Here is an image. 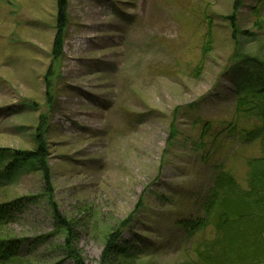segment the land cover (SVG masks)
<instances>
[{"label": "rangeland", "instance_id": "1", "mask_svg": "<svg viewBox=\"0 0 264 264\" xmlns=\"http://www.w3.org/2000/svg\"><path fill=\"white\" fill-rule=\"evenodd\" d=\"M58 29L57 0H0V175L36 155L0 177L12 264H202L217 217L184 221L264 156L236 89L264 86V0H67Z\"/></svg>", "mask_w": 264, "mask_h": 264}, {"label": "trees", "instance_id": "2", "mask_svg": "<svg viewBox=\"0 0 264 264\" xmlns=\"http://www.w3.org/2000/svg\"><path fill=\"white\" fill-rule=\"evenodd\" d=\"M67 0H57L58 30L66 22ZM244 80L236 85L238 92H252L259 114L264 119V86L257 87L258 83L250 84ZM264 133V127L255 131L252 137ZM33 152H17L15 163L6 168L0 177L9 178L20 172L22 163L34 160ZM19 158V159H18ZM18 160V161H17ZM206 204L203 207V216L192 221H184L188 229L195 232L205 228L212 216L217 217V233L207 241L205 248L199 252L202 264H248L264 257V156L252 160L249 168L248 185L243 189L235 178L228 172L216 175L214 186L210 189ZM5 217L0 211V222ZM64 222V221H62ZM64 224V223H63ZM0 241V264H12L18 257L15 251ZM261 246V253H260ZM218 247V250H216ZM261 262V260H260ZM77 264L84 262L77 258Z\"/></svg>", "mask_w": 264, "mask_h": 264}]
</instances>
